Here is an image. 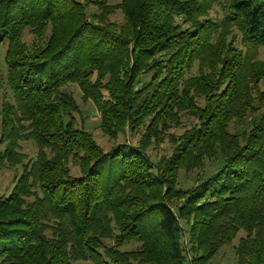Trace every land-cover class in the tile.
Instances as JSON below:
<instances>
[{
  "label": "trees",
  "instance_id": "1",
  "mask_svg": "<svg viewBox=\"0 0 264 264\" xmlns=\"http://www.w3.org/2000/svg\"><path fill=\"white\" fill-rule=\"evenodd\" d=\"M117 1L0 0V174L22 168L0 195V264H212L240 231L237 264H264V0ZM71 84L108 149L78 125ZM183 114L195 122L169 134Z\"/></svg>",
  "mask_w": 264,
  "mask_h": 264
},
{
  "label": "rangeland",
  "instance_id": "2",
  "mask_svg": "<svg viewBox=\"0 0 264 264\" xmlns=\"http://www.w3.org/2000/svg\"><path fill=\"white\" fill-rule=\"evenodd\" d=\"M117 2H118L117 0H110V3L112 4ZM87 9L89 13L102 12L101 9H99L97 6L93 4H89ZM217 12L219 13L223 12L220 3H216L214 5V8L211 10V13L213 14H216ZM108 18L117 21L119 23L124 22V16L120 9L115 10L113 13L109 14ZM26 39L28 41H31L32 36L27 34ZM258 50L259 53L257 54V59L264 60V45L260 46ZM4 54H5V49L2 48L0 50V77L2 79L4 78L5 69H6L4 64ZM70 89L74 94L80 108L79 111L74 112V116L78 121V125H83L87 130L91 131L95 135L96 140L104 147V149H108L112 144V138L104 134L100 130L101 117L94 101L84 100L82 97L83 95L82 91L78 87V85L71 84ZM3 91L5 92V94H7V96H5L7 98L4 97ZM5 99H11L8 89L1 91L0 109L2 108V103ZM193 122H195V118L192 115L183 114L181 117V122L169 127L168 133L173 135H179L183 133L187 128H189ZM245 123H246L245 121L237 119L231 123L230 130L236 131L241 128H244ZM130 138L135 142L137 141V137H130ZM120 139H123V137H120ZM172 149H173L172 141L170 140L169 137H165L163 140H160L155 144H153V146L149 149V153L154 159L158 160L161 156L171 155ZM22 151L27 153L28 156L30 157H35L37 153V146L33 141L22 142ZM214 165L213 163H211L210 160L207 159L205 167L201 169H195L193 171L181 170L179 173V186L184 189L191 188L197 183L196 178L198 174L204 173L206 176L209 175L214 171L215 168ZM21 171L22 168L20 166L17 168L7 167L2 169V172L0 174V195L2 194L7 195L12 190L15 184L16 177L20 175ZM244 235L245 232L240 231L238 235L233 239V241L224 245L212 260V264H237L236 245L238 244L240 237ZM113 242L114 240H111V243ZM136 246H137L136 242H131L124 245L123 249H132L135 248ZM75 264H91V263L89 261H79L76 262Z\"/></svg>",
  "mask_w": 264,
  "mask_h": 264
}]
</instances>
